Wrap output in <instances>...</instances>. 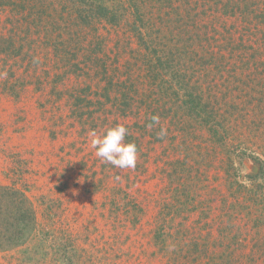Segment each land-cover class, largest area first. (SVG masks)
<instances>
[{
  "label": "rangeland",
  "instance_id": "obj_1",
  "mask_svg": "<svg viewBox=\"0 0 264 264\" xmlns=\"http://www.w3.org/2000/svg\"><path fill=\"white\" fill-rule=\"evenodd\" d=\"M2 1L0 185L37 228L0 264H264V0ZM116 124L135 169L91 146Z\"/></svg>",
  "mask_w": 264,
  "mask_h": 264
},
{
  "label": "trees",
  "instance_id": "obj_2",
  "mask_svg": "<svg viewBox=\"0 0 264 264\" xmlns=\"http://www.w3.org/2000/svg\"><path fill=\"white\" fill-rule=\"evenodd\" d=\"M107 0H96L97 2L96 11L90 7L91 16L89 11H85L86 18H96L98 17L101 21H108L111 24H117V17L110 19L112 10L106 5ZM82 4L88 5V0H81ZM4 5V1L0 2V6ZM88 6H93L88 5ZM81 12V11H80ZM79 14V11H78ZM81 14V13H80ZM82 16V14H81ZM79 74V73H78ZM101 75V74H100ZM98 75V77L100 76ZM94 79H99L95 77ZM183 81V80H182ZM100 84L106 82L102 78L98 80ZM91 90L89 87H85ZM84 88V89H85ZM83 89V90H84ZM81 90V91H83ZM75 99L81 104L86 101H90L88 97L81 98L79 93H74ZM204 95L201 93L187 95L185 97V105L188 106L189 111L193 114H200L202 108L204 107ZM204 115L207 114V111ZM213 113V112H210ZM213 136L218 138L220 135L219 130L212 128ZM220 141H224L222 144L225 145V138L223 137ZM253 156V155H252ZM256 163L261 166V173L264 175V166L261 165L260 160L255 159ZM258 179L259 176H252ZM0 216H6L4 220L0 218V252L22 247L30 240L37 228V220L35 217V211L32 208L29 199L26 197L25 193L20 189L10 188L0 185Z\"/></svg>",
  "mask_w": 264,
  "mask_h": 264
},
{
  "label": "clouds",
  "instance_id": "obj_3",
  "mask_svg": "<svg viewBox=\"0 0 264 264\" xmlns=\"http://www.w3.org/2000/svg\"><path fill=\"white\" fill-rule=\"evenodd\" d=\"M151 121L152 123L148 125L149 128L159 125L160 117L153 115ZM127 134L128 129L123 124H116L100 134L96 130H91L88 133L91 137V146L95 149V155L103 163L111 164L119 169H135L138 159L137 146L134 142H125ZM157 135L159 138H163L167 135V129L161 127Z\"/></svg>",
  "mask_w": 264,
  "mask_h": 264
}]
</instances>
